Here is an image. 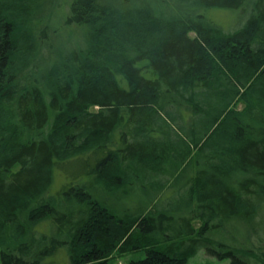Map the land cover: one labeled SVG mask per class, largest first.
<instances>
[{
  "label": "trees",
  "instance_id": "obj_1",
  "mask_svg": "<svg viewBox=\"0 0 264 264\" xmlns=\"http://www.w3.org/2000/svg\"><path fill=\"white\" fill-rule=\"evenodd\" d=\"M60 2L0 0L1 264H264V0Z\"/></svg>",
  "mask_w": 264,
  "mask_h": 264
},
{
  "label": "rangeland",
  "instance_id": "obj_2",
  "mask_svg": "<svg viewBox=\"0 0 264 264\" xmlns=\"http://www.w3.org/2000/svg\"><path fill=\"white\" fill-rule=\"evenodd\" d=\"M69 2L70 0H61V6H60V12L62 13L64 10L65 12H69ZM63 14V13H62ZM58 18L56 19V24L57 26H62V19H60L59 16H57ZM210 17L217 22L219 25L224 26L225 29L227 30H232L235 29L236 27L240 26L243 23V16H241V14H239L236 10H229V9H216L213 10L210 13ZM69 28H64L62 27L61 29V37L62 38H67L69 37ZM79 32V31H78ZM79 35H81L80 33H77ZM242 106V105H241ZM73 173H75L77 171L76 168H73L71 170ZM67 258L64 257L63 259L58 260V264L62 263V264H66V260L67 262H69V256L68 254ZM135 255L134 254H118L115 253L114 256L111 258V260L109 261V264H128L130 262V260L132 258H134ZM1 264V261H0ZM185 264H232L230 259H224V260H220L217 257L211 256L207 253L205 248H201L199 249V251L197 252L196 255H194L193 257H191L189 259V261Z\"/></svg>",
  "mask_w": 264,
  "mask_h": 264
}]
</instances>
